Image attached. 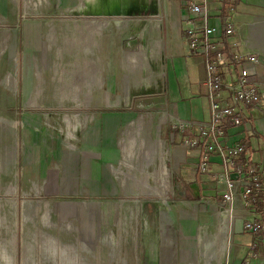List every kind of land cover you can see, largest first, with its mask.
<instances>
[{
  "label": "rangeland",
  "instance_id": "374dc122",
  "mask_svg": "<svg viewBox=\"0 0 264 264\" xmlns=\"http://www.w3.org/2000/svg\"><path fill=\"white\" fill-rule=\"evenodd\" d=\"M97 1L0 0V264H151L153 259L156 264H216L205 261L198 250L216 241L205 235L209 226L201 225L193 237L178 221L165 218L172 201L178 207L186 204L178 202L176 191L167 196L169 181L166 200L147 193L144 180L156 172L158 162L138 124L129 141L121 140V130V150L113 164L126 193L96 198L78 180L84 167L71 155L78 153L81 134L106 105L113 108L115 100H123L119 110L142 117L146 128L151 116L152 126L157 125L163 102L158 63L151 88L145 86L142 69L103 87L99 73L100 32L103 38L119 28L129 34V50L141 43L146 48L145 33L138 41L148 12L143 7L151 9L155 0L149 5L146 0L131 2L125 19L115 13L110 14L114 18L93 14ZM98 18L111 26L97 24ZM141 57L140 67L143 52L126 51V71L134 73ZM163 130L164 136L170 132ZM146 201L162 208L151 234L141 219ZM227 245L223 264H234L237 252L230 239ZM254 253L248 262L262 264Z\"/></svg>",
  "mask_w": 264,
  "mask_h": 264
},
{
  "label": "crops",
  "instance_id": "0c3cea01",
  "mask_svg": "<svg viewBox=\"0 0 264 264\" xmlns=\"http://www.w3.org/2000/svg\"><path fill=\"white\" fill-rule=\"evenodd\" d=\"M107 1H110L109 4H106L105 0L100 2L98 0L95 4L93 3L92 9H95L94 12L109 15L110 11L113 10L112 6L119 8L118 1L121 2V0ZM122 1H127L130 7L131 2L137 0ZM152 1L154 0H146L145 2L149 5ZM155 3L149 10L145 6L143 7V12L145 10L148 12H144L146 19L139 31L138 41L140 38L142 39L145 33L147 35L146 48L141 43L135 50H129L128 46L131 43L129 42V34L123 35L119 28H115L116 31H111L103 38L100 32L99 35L102 38H100L102 65L99 73L100 84L103 87V84L106 83L123 82L124 76L135 77L142 69L146 73V78L143 80L145 86L151 88V85L155 82L153 68L158 63L159 78L162 80L161 85H159L163 88V102L159 108L161 115H158V123L155 127L152 126L153 116H151L145 128L142 117L137 116L134 118L131 111L119 110L120 108L117 105L121 102L124 103L123 100H115L113 108L106 105V109L104 108V112L99 114V118L87 126L83 131L84 133L81 134L78 140L80 149L78 153L71 155L75 158L74 162L84 167L82 173L78 174V180L83 186H87L90 194L96 198L112 199L120 197L122 192L126 193L123 185L117 182L113 164L118 161L119 149L121 150L119 143L121 130L124 131L121 140H127L133 135V129L137 128L135 124H138V129L140 127L143 133L141 136L144 139L146 138L143 142L148 140L146 144L152 143L153 158L158 162L156 172L154 171L153 175L148 176L152 179V185L148 178L144 180L145 182L148 179L147 182L151 186L150 188L146 186L147 193L151 191L156 198L158 193L163 192L166 197L167 182L169 181L170 189L167 196L176 191V194L179 193L178 202L181 204L186 203L185 208H183L178 207L179 203H173L172 201L164 213L167 221L174 223L178 221L179 227L190 235L193 234V237L199 235L200 232L197 229L200 230L201 225L209 226V232L205 228V235L209 239L216 237L219 248L212 247L210 255L217 254V258H211L205 255L204 246L202 248L197 247L198 250L203 251L205 261L216 264L226 262L229 248L227 242L230 239L233 247L232 251L237 252L234 264H250L248 261H252V257H250L252 250L258 254L259 259L264 264V236L260 237L246 232L241 233L239 223L234 226L226 209L220 206V197L215 196V183L209 176L201 175L198 172L199 151H185L180 144L181 136L176 131L175 139L171 140L174 130L168 124L169 117L176 116L186 121L208 120L209 101L206 97L207 88L204 84L203 57L201 55H191L188 45L184 41V31L189 27V23L193 22L199 25L197 22L199 19L197 16L185 11L182 0H155ZM207 4L210 11L208 24L217 26L219 32L216 38L224 43L223 51L226 59L221 66L224 79L229 83L236 80L241 70V62H237L234 57L240 54L244 55V53L254 54L258 57L261 63L259 74L264 76V0H208ZM96 5L97 7H95ZM120 14L115 16L124 19L128 16L127 14ZM109 16L110 18L115 17ZM109 16L105 17L109 18ZM228 17L232 18L233 24H235V34L226 37L223 33V23L225 18ZM127 25L125 29H128ZM123 36H125L124 39ZM138 49L144 54L143 65L145 67L143 65L140 67L143 58L141 57L138 68L135 69L134 73H130L125 68L124 53ZM103 52H105L104 56L108 61L106 64ZM124 71L126 75H123ZM106 78L108 81H106ZM98 86L100 85L98 84ZM156 86L159 87L158 84ZM245 112L249 115L251 122L247 123L244 126L243 133L236 137L246 147L242 157H248L250 161L264 166V95L259 105L248 108ZM164 127L170 129L167 136H164ZM136 132L138 131L136 130ZM159 154L161 155V162L164 161V166L169 174L168 178L162 174L161 164L159 166ZM212 161L213 164L209 168L210 172L218 173L220 171L218 159L214 158ZM173 170L176 171V175L174 182L171 183V172L173 173ZM235 201L236 206L242 208L241 201L239 199ZM110 205L113 206L112 201H110ZM157 207L158 204L156 206L150 201L143 204L141 219L146 233L153 231V229L154 232L156 230L158 224L157 214L162 212V208L157 210ZM256 215L264 220V203L262 208L256 211ZM225 221L228 223L227 240L222 246L220 230L225 225ZM255 253L252 255L253 257H255ZM220 256L221 261L218 260ZM150 262L156 264L154 259Z\"/></svg>",
  "mask_w": 264,
  "mask_h": 264
},
{
  "label": "built area",
  "instance_id": "2783aa9c",
  "mask_svg": "<svg viewBox=\"0 0 264 264\" xmlns=\"http://www.w3.org/2000/svg\"><path fill=\"white\" fill-rule=\"evenodd\" d=\"M207 1L182 0L185 11L199 19V25L189 23L184 41L191 55L203 57L209 119L186 121L170 116L168 124L174 130L171 140L175 139L176 131L185 151H199L198 172L215 183V196L220 197V206L226 209L234 226L239 223L241 233L264 234V220L256 215L264 198V166L243 158L246 147L236 138L251 122L246 109L259 105L264 95V76L259 74L261 63L254 54L236 55L235 60L241 62L240 73L234 82L224 79L221 69L226 59L224 43L216 38L217 26L208 24ZM223 25L226 37L235 34L232 18H225ZM214 158L220 166L218 173L209 169ZM238 199L242 208L235 204Z\"/></svg>",
  "mask_w": 264,
  "mask_h": 264
},
{
  "label": "bare ground",
  "instance_id": "6f19581e",
  "mask_svg": "<svg viewBox=\"0 0 264 264\" xmlns=\"http://www.w3.org/2000/svg\"><path fill=\"white\" fill-rule=\"evenodd\" d=\"M110 2V1H109ZM119 3H118V5H120L119 6V8H116L117 6H112V8H113V10L112 11H110V14H112V13H115V14H127L126 12L129 10L128 8H129V3H127V1H125L124 3H121L120 1H118ZM95 7H97V5L95 6ZM93 14H98V15H100L98 12H95V13H93ZM109 14V15H110ZM98 20H99V22L97 23V24H99V25H104L105 27H108V26H111V23H109V22H106V20H105V18H98ZM120 22L118 21V22H116V24L115 25H118ZM161 168H162V174H164L165 175V177L166 178H168V176H169V174H168V172H167V169L165 168V166H164V161L162 160V162H161ZM156 175H158L159 176V174H157L156 173ZM148 180V179H147ZM147 180H146V184H145V186H147L148 188H150L151 186L148 184V182H147ZM134 182V181H133ZM139 182V181H138ZM140 182H141V180H140ZM139 182V183H140ZM158 182V181H157ZM158 196L159 197H161V198H163L164 200H166L167 198L165 197V193H163V192H160V193H158ZM230 217V216H229ZM229 222V221H228ZM227 225H228V223H227V221H225V225L221 228V235H220V239H221V245L222 246H224V244L226 243V240H227ZM205 243V242H204ZM204 248H205V255H207V256H209V257H211V258H217V254H212V255H210V251H211V249H212V247H217V248H219V244H218V242L217 241H215V243H212V242H207V243H205L204 245ZM221 256H222V254H221ZM221 256H220V258L218 259L219 261H221L220 259H221Z\"/></svg>",
  "mask_w": 264,
  "mask_h": 264
},
{
  "label": "trees",
  "instance_id": "16d2710c",
  "mask_svg": "<svg viewBox=\"0 0 264 264\" xmlns=\"http://www.w3.org/2000/svg\"><path fill=\"white\" fill-rule=\"evenodd\" d=\"M263 203H264V202L261 201V202L258 204V207H257L256 211H259V209L262 208ZM262 235L264 236V234H262V233L258 234V236H260V237H263Z\"/></svg>",
  "mask_w": 264,
  "mask_h": 264
},
{
  "label": "water",
  "instance_id": "95a60500",
  "mask_svg": "<svg viewBox=\"0 0 264 264\" xmlns=\"http://www.w3.org/2000/svg\"><path fill=\"white\" fill-rule=\"evenodd\" d=\"M126 13H127V15H129V14H130L128 11H127Z\"/></svg>",
  "mask_w": 264,
  "mask_h": 264
}]
</instances>
